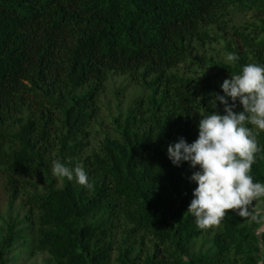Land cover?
<instances>
[{
  "label": "trees",
  "instance_id": "trees-1",
  "mask_svg": "<svg viewBox=\"0 0 264 264\" xmlns=\"http://www.w3.org/2000/svg\"><path fill=\"white\" fill-rule=\"evenodd\" d=\"M248 63L264 66V0H0V264L23 252L49 264H264L261 224L228 211L197 228L199 168L167 153L198 138L200 114H226L212 94ZM117 77L144 93L91 148ZM257 140L251 175L264 183V131ZM57 160L82 164L93 187L55 176Z\"/></svg>",
  "mask_w": 264,
  "mask_h": 264
},
{
  "label": "clouds",
  "instance_id": "clouds-1",
  "mask_svg": "<svg viewBox=\"0 0 264 264\" xmlns=\"http://www.w3.org/2000/svg\"><path fill=\"white\" fill-rule=\"evenodd\" d=\"M238 59L235 53L226 56L232 64ZM221 87L225 95L212 94L210 103L215 109L218 100L226 114H200L198 138L192 143L181 138L170 144L168 157L174 165L189 162L192 168H199L191 176L197 187L187 209L195 217L197 228L219 227L228 211L264 225V209L254 206L264 199V183L256 182L251 175L257 154L262 152L257 135L264 131V66L248 63L239 74L225 79ZM226 97L233 101L231 105ZM237 100L243 107L239 113L234 111ZM52 172L69 181L75 177L85 188L93 187L82 164L70 169L53 161Z\"/></svg>",
  "mask_w": 264,
  "mask_h": 264
},
{
  "label": "rangeland",
  "instance_id": "rangeland-1",
  "mask_svg": "<svg viewBox=\"0 0 264 264\" xmlns=\"http://www.w3.org/2000/svg\"><path fill=\"white\" fill-rule=\"evenodd\" d=\"M121 90L118 94L117 91ZM143 90L135 84H129L124 78H115L108 83L107 89L101 97V113L98 117V125L93 128L94 138L91 140V148L95 147L106 133L113 130L112 118L124 113L134 102L135 98L143 94ZM6 178L0 169V222L7 217L9 206V193ZM254 206L264 209V199L256 201ZM20 200L16 201V210H19ZM262 225V224H261ZM264 230L262 225L261 231ZM18 264H49L48 255H30L23 252ZM112 264H116L114 261Z\"/></svg>",
  "mask_w": 264,
  "mask_h": 264
}]
</instances>
